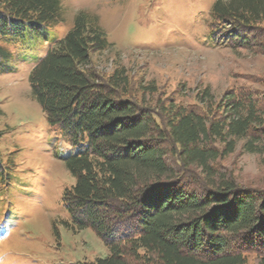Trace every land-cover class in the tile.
I'll return each instance as SVG.
<instances>
[{
  "label": "trees",
  "instance_id": "1",
  "mask_svg": "<svg viewBox=\"0 0 264 264\" xmlns=\"http://www.w3.org/2000/svg\"><path fill=\"white\" fill-rule=\"evenodd\" d=\"M210 17L216 44L249 48L250 35H264V0H218ZM62 19L61 0H0L1 34ZM112 46L98 19L79 13L30 75L49 124L79 146L67 160L65 224L91 229L111 251L90 264H264V186L224 167L240 143L264 154V98L241 90L217 101L206 89L194 104L155 101V85L92 65ZM10 56L0 46V59Z\"/></svg>",
  "mask_w": 264,
  "mask_h": 264
},
{
  "label": "rangeland",
  "instance_id": "2",
  "mask_svg": "<svg viewBox=\"0 0 264 264\" xmlns=\"http://www.w3.org/2000/svg\"><path fill=\"white\" fill-rule=\"evenodd\" d=\"M217 1L61 0L58 23L21 37L0 33L11 53L0 59V264H90L111 254L91 229L65 224L63 194L75 183L67 160L79 146L49 124L32 96L38 61L85 13L113 43L93 54L92 65L106 75L123 67L134 82L155 85V101L194 104L206 89L217 101L241 90L264 98V35H250L249 48L214 43L209 24ZM242 145L224 167L246 186H264V154ZM247 264L257 262L251 256Z\"/></svg>",
  "mask_w": 264,
  "mask_h": 264
}]
</instances>
